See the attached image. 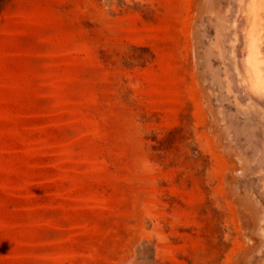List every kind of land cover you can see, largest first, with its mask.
<instances>
[{
	"label": "rangeland",
	"instance_id": "obj_1",
	"mask_svg": "<svg viewBox=\"0 0 264 264\" xmlns=\"http://www.w3.org/2000/svg\"><path fill=\"white\" fill-rule=\"evenodd\" d=\"M242 1L0 0V264H264Z\"/></svg>",
	"mask_w": 264,
	"mask_h": 264
},
{
	"label": "bare ground",
	"instance_id": "obj_2",
	"mask_svg": "<svg viewBox=\"0 0 264 264\" xmlns=\"http://www.w3.org/2000/svg\"><path fill=\"white\" fill-rule=\"evenodd\" d=\"M248 1V4H246L247 1L245 4H241L245 5V8L242 6L244 9L242 8L240 14L237 12L239 15H235L234 9L231 10L232 7L226 11L228 21L226 22L225 31L228 33L229 54L233 53L232 49L235 41H241L238 60L242 82L249 94L264 106V0ZM212 5L213 3L209 2V6ZM231 5H233V2H230ZM239 8L241 7L239 6ZM231 20L236 22L235 26ZM238 37L240 38L238 39Z\"/></svg>",
	"mask_w": 264,
	"mask_h": 264
}]
</instances>
